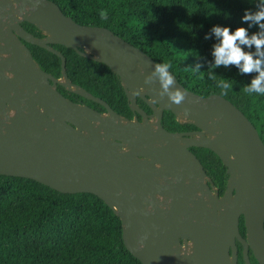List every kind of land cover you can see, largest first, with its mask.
I'll return each instance as SVG.
<instances>
[{
	"label": "water",
	"instance_id": "1",
	"mask_svg": "<svg viewBox=\"0 0 264 264\" xmlns=\"http://www.w3.org/2000/svg\"><path fill=\"white\" fill-rule=\"evenodd\" d=\"M24 21L45 36H35ZM27 43L60 56L62 78L44 71ZM51 44L106 63L142 118L129 119L74 84L66 57ZM158 63L109 28L78 23L53 0H0V174L98 195L121 218L125 244L142 264H238L237 242L246 264H252L250 250L264 264V142L258 129L229 99L196 94L170 69L172 87L184 97L174 103L161 96L158 80L145 84ZM59 84L106 112L71 100ZM165 110L197 129L167 130ZM194 146L212 149L227 166L222 196Z\"/></svg>",
	"mask_w": 264,
	"mask_h": 264
},
{
	"label": "trees",
	"instance_id": "2",
	"mask_svg": "<svg viewBox=\"0 0 264 264\" xmlns=\"http://www.w3.org/2000/svg\"><path fill=\"white\" fill-rule=\"evenodd\" d=\"M53 1L78 23L107 27L155 61L169 64L187 89L203 97L220 94L229 99L252 121L264 142V94L245 91L258 73H243L234 64L216 67L213 51L222 38L212 31L213 26L228 27L233 32L243 28L249 39L264 37V21L242 19L246 11L254 16L264 10V0ZM101 10L107 12L106 20L100 18ZM23 26L37 37L45 36L30 22L24 21ZM236 43L245 54L264 61V56L259 55L264 53V47L258 50L254 44ZM27 45L44 71L62 78L60 56L42 46ZM51 46L66 57V72L74 84L102 98L119 114L136 118L120 77L106 63L61 44ZM209 74L215 79H209ZM220 80L229 87H218ZM58 90L75 102L101 112L107 110L61 84ZM138 103L151 112L142 99ZM162 123L172 132L196 128L192 123L180 122L170 110L164 111ZM191 150L222 196L229 180L227 166L210 148L194 146ZM239 226L246 237L244 216ZM237 245L238 264H246L243 246L240 242ZM249 257L252 264H259L251 250ZM0 264L142 263L125 244L121 218L98 195L64 193L32 178L0 174Z\"/></svg>",
	"mask_w": 264,
	"mask_h": 264
},
{
	"label": "clouds",
	"instance_id": "3",
	"mask_svg": "<svg viewBox=\"0 0 264 264\" xmlns=\"http://www.w3.org/2000/svg\"><path fill=\"white\" fill-rule=\"evenodd\" d=\"M99 16L102 20L107 19V12L101 10ZM242 19H253L256 22L264 21V10L259 11L254 16L249 15L247 11ZM212 31L216 36L221 37V44L216 46L213 51L215 57V66L219 67L224 65L227 67L229 64H234L239 67V70L243 73L256 71L258 75L254 77L251 82L245 86V91L248 93L264 94V68L261 67L262 61L260 58H253L252 55L245 54L242 49L237 45V41L240 44H254L259 50L264 47V37L257 38L253 36L249 39L246 36V32L243 28H238L234 32L230 31L228 27L213 26ZM207 39V34L205 35ZM259 55L264 56V53ZM170 65L167 63H158L153 67L152 72L145 77V84H150L153 80H158L160 84V95H167L169 100L174 103H179L184 93L172 87L174 85V77L169 71ZM199 65L196 66V69ZM209 79H215L209 74ZM217 85L220 88L227 89L229 85L223 81H217Z\"/></svg>",
	"mask_w": 264,
	"mask_h": 264
},
{
	"label": "flooded vegetation",
	"instance_id": "4",
	"mask_svg": "<svg viewBox=\"0 0 264 264\" xmlns=\"http://www.w3.org/2000/svg\"><path fill=\"white\" fill-rule=\"evenodd\" d=\"M138 99H141V98H138ZM143 100V99H142ZM144 101V100H143ZM137 102H138V100H137ZM145 102V101H144ZM146 103V102H145ZM139 104V103H138ZM147 105H148V103H146ZM140 106V105H139ZM148 107L151 109V112H148L147 110V112L149 113V114H151V113H153V109H152V107L151 106H149L148 105ZM145 110V109H144ZM138 116H140L141 117V115L140 114H138V113H136L135 112V117H137V118H139ZM142 118V117H141ZM195 129H197V127L195 128ZM195 129H191V130H186V131H192V130H195ZM181 132H184V131H181ZM213 187H214V191L215 192H217V188L213 185Z\"/></svg>",
	"mask_w": 264,
	"mask_h": 264
},
{
	"label": "rangeland",
	"instance_id": "5",
	"mask_svg": "<svg viewBox=\"0 0 264 264\" xmlns=\"http://www.w3.org/2000/svg\"><path fill=\"white\" fill-rule=\"evenodd\" d=\"M184 119H186V118H184Z\"/></svg>",
	"mask_w": 264,
	"mask_h": 264
}]
</instances>
